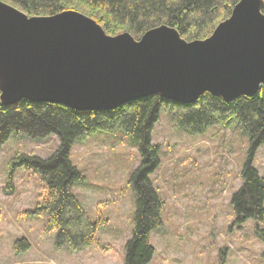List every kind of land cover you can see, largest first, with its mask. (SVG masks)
Listing matches in <instances>:
<instances>
[{"label":"rangeland","instance_id":"rangeland-1","mask_svg":"<svg viewBox=\"0 0 264 264\" xmlns=\"http://www.w3.org/2000/svg\"><path fill=\"white\" fill-rule=\"evenodd\" d=\"M152 142L160 146V163L149 178L163 201V224L151 233L155 253L148 264H264V242L255 234L264 221L237 223L231 203L249 157L244 127L217 122L194 132L176 126L163 110ZM59 146L56 134H12L1 146L0 264H124L133 236L130 180L142 160L138 147L121 129L98 130L75 143L70 158L83 179L73 194L93 220L101 215L105 223L97 244L72 250L57 247V230H47V214L35 211L46 194L41 175L14 166L21 154L47 159ZM253 166L264 177V144ZM23 240L28 247L17 243Z\"/></svg>","mask_w":264,"mask_h":264},{"label":"trees","instance_id":"trees-1","mask_svg":"<svg viewBox=\"0 0 264 264\" xmlns=\"http://www.w3.org/2000/svg\"><path fill=\"white\" fill-rule=\"evenodd\" d=\"M29 15H53L64 10L83 12L99 22L108 34L131 33L139 39L147 30L168 25L187 40L208 37L219 22L230 16L239 0H5ZM163 110L172 122L186 130L201 132L208 125L230 126L234 121L244 127L250 140L249 157L241 172L243 184L233 194L237 223L253 219L264 221V177L253 166L257 149L264 144V88L253 96H241L231 102L205 93L191 104L178 103L159 96L138 99L111 110H75L59 103H0V148L12 134L43 138L56 134L59 148L47 159L21 154L14 166L39 173L46 183V194L35 211L47 214V230H57L56 245L80 250L98 243L97 232L105 221L93 220L73 194L82 181L70 154L75 143L89 133L121 129L142 155L131 177L136 195L133 236L125 246L124 264H148L154 256L151 233L162 224L163 201L149 174L160 163V146L152 142V131ZM255 234L264 242V227ZM29 246L26 240L18 241Z\"/></svg>","mask_w":264,"mask_h":264},{"label":"water","instance_id":"water-1","mask_svg":"<svg viewBox=\"0 0 264 264\" xmlns=\"http://www.w3.org/2000/svg\"><path fill=\"white\" fill-rule=\"evenodd\" d=\"M264 88V0H239L206 38L168 25L108 34L89 15H29L0 0V103H59L111 110L159 96L191 104L205 93L231 102Z\"/></svg>","mask_w":264,"mask_h":264}]
</instances>
